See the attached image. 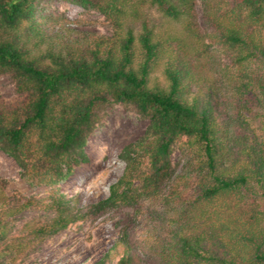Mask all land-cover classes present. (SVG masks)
<instances>
[{"label":"trees","instance_id":"trees-1","mask_svg":"<svg viewBox=\"0 0 264 264\" xmlns=\"http://www.w3.org/2000/svg\"><path fill=\"white\" fill-rule=\"evenodd\" d=\"M42 1L0 0V75L20 96L0 107V149L22 174L64 179L86 158L104 104L148 120L96 207L133 206L147 230L139 239L123 226L89 264H264V0H201L208 36L197 0H68L101 12L110 34L52 30ZM183 136L197 159L191 200L181 194L185 178L166 185ZM31 202L0 208V264L85 216L54 190V215L12 232L6 218Z\"/></svg>","mask_w":264,"mask_h":264},{"label":"rangeland","instance_id":"rangeland-1","mask_svg":"<svg viewBox=\"0 0 264 264\" xmlns=\"http://www.w3.org/2000/svg\"><path fill=\"white\" fill-rule=\"evenodd\" d=\"M39 7L46 17L45 24L52 30H70L75 34L83 30L98 34L111 33L109 20L97 10L84 8L68 0H43ZM196 10L200 27L208 36L213 27L202 14L201 0H197ZM150 15L155 20L162 19L154 8ZM222 60L229 61L224 57ZM19 98L10 76L1 74L0 107L2 104L14 103ZM147 124L148 120L131 107L120 103L104 104L98 111V121L85 143L86 158L73 162L66 177L51 185L29 175L24 176L15 159L0 149V208L32 201L6 218L12 232L28 221L51 218L54 212L47 207V203L54 190L65 194L75 208L85 214L53 236L21 252L12 264H89L108 251L125 225L134 237L143 239L148 221L133 206L96 207L108 200L112 185L125 171L126 162L121 157L124 147L143 136ZM171 164L174 173L172 179L166 181L167 187L173 180L185 178L188 182L186 186L181 185V194L184 199H193L197 194V159L185 143L184 136L173 144ZM163 187L166 192L169 191L166 186Z\"/></svg>","mask_w":264,"mask_h":264}]
</instances>
